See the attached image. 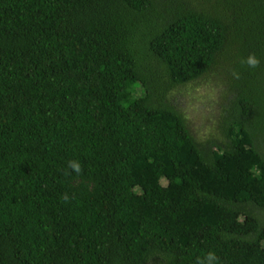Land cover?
<instances>
[{"label": "trees", "instance_id": "obj_1", "mask_svg": "<svg viewBox=\"0 0 264 264\" xmlns=\"http://www.w3.org/2000/svg\"><path fill=\"white\" fill-rule=\"evenodd\" d=\"M0 264H264V0H0Z\"/></svg>", "mask_w": 264, "mask_h": 264}, {"label": "rangeland", "instance_id": "obj_2", "mask_svg": "<svg viewBox=\"0 0 264 264\" xmlns=\"http://www.w3.org/2000/svg\"><path fill=\"white\" fill-rule=\"evenodd\" d=\"M216 92L212 81L208 79V81L197 80L173 94L178 109L185 116L190 132L197 139L209 132L211 122L209 117L215 116Z\"/></svg>", "mask_w": 264, "mask_h": 264}, {"label": "clouds", "instance_id": "obj_3", "mask_svg": "<svg viewBox=\"0 0 264 264\" xmlns=\"http://www.w3.org/2000/svg\"><path fill=\"white\" fill-rule=\"evenodd\" d=\"M248 62L253 66H255L258 63V61L252 57H249Z\"/></svg>", "mask_w": 264, "mask_h": 264}]
</instances>
